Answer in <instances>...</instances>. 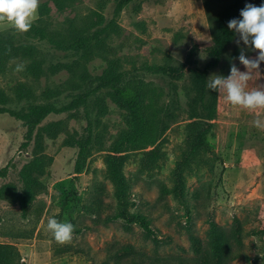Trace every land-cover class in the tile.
<instances>
[{"label":"rangeland","instance_id":"rangeland-1","mask_svg":"<svg viewBox=\"0 0 264 264\" xmlns=\"http://www.w3.org/2000/svg\"><path fill=\"white\" fill-rule=\"evenodd\" d=\"M40 1L47 6L43 20L52 27L68 20L82 21L91 11H100L110 18L114 5V0H75L59 9L53 0ZM235 2L241 10L248 3L264 4V0H144L138 11L129 6L118 18L120 31L108 40V51L94 55L85 65L91 75L102 74L113 58L150 64L171 59L174 64L186 65L175 81L178 105L164 135V156L159 168L144 169L143 153L135 151L128 155L122 169L127 184L126 211L138 210L146 215L159 237L170 241L155 246L143 238L137 225L126 231L122 220L95 222L81 209L95 185L103 183L107 193L102 198L111 204L109 212L118 210L117 188L106 176L105 157L127 132L128 120L127 112L106 98L100 141L79 175L73 171L76 150L64 142L82 129L83 119L50 117L48 120L65 119L64 126L55 136L43 135V172L37 175L40 187L27 216L22 215L17 203L7 198L0 201V242L15 245L24 264H133V257H116L117 249L126 245L143 253V257H136L135 264L190 263L195 254L186 230L188 211L192 233L203 240L209 215L225 228L238 219L244 233L261 228L258 211L264 208V130L254 127L252 121L264 119V112L233 107L216 93L215 126L207 136L209 164L191 166L183 172L181 181L176 178L186 148L187 124L191 121L186 87L192 75L204 70L210 60L209 51L214 47L210 16ZM7 29L0 26V32ZM237 40L239 36L228 46L219 65L208 71L207 79L212 74L227 77L232 63L241 72L247 71L238 59L241 49L248 58H256L258 52L242 42L238 46ZM13 62L20 65L22 60ZM17 69L0 74V89L7 94L12 95L17 86L24 84L41 96L48 87L65 88L74 81L66 70L32 77ZM149 79L166 86L160 79ZM260 85H264V62L259 72H253L249 90ZM61 101L66 98L61 97ZM25 131L20 121L0 114V169L9 166L8 176L0 179V185L16 181L19 169L30 157L21 146ZM161 185L174 191L162 196ZM50 217L69 222L81 232H74L71 242L58 244L47 231ZM231 264H264V237L245 235L241 254Z\"/></svg>","mask_w":264,"mask_h":264},{"label":"trees","instance_id":"trees-1","mask_svg":"<svg viewBox=\"0 0 264 264\" xmlns=\"http://www.w3.org/2000/svg\"><path fill=\"white\" fill-rule=\"evenodd\" d=\"M53 1L57 8L63 9L75 0ZM143 1L114 0L110 18L100 11H91L82 21L68 20L53 27L43 20L47 6L45 1H40L38 19L28 32L19 33L11 28L0 32V74L22 67L19 71L24 76L40 77L61 70L69 71L74 76L72 85L65 88L48 87L41 96L24 84L17 86L12 95L0 89V114H8L22 123L26 131L21 146L30 153L18 171V179L0 185V201L7 198L17 203L24 217L40 187L37 175L43 172L44 166L43 135L55 136L64 126L63 118L48 119L62 115L67 118L82 117V129L64 142L76 150L73 171L79 175L100 141L101 118L107 112L105 99L109 98L127 112L128 120L127 132L105 157L106 176L117 188L118 210L109 212L111 204L104 203L102 198L107 193L103 183L95 185L92 195L81 205V209L95 222L106 224L122 220L126 231H131L135 224L142 230L143 238L155 246L170 241L169 238L159 237L146 215L138 210L126 211L127 184L122 169L128 155L135 151L143 153L144 169L153 171L159 168L164 156V135L175 118L178 105L175 81L182 76L186 65L174 64L170 62L171 59L163 64H150L145 61L125 63L122 59L113 58L100 75L89 74L85 67L94 55L108 51V40L120 31L118 18L122 11L129 6L133 11H138ZM240 12L235 2L210 16L214 34L210 60L204 70L192 75L186 87L191 121L187 124L186 148L176 173L178 181L182 180L187 168L209 164L206 157L209 150L207 136L215 126L217 96L216 92L206 87L207 73L219 65L228 46L237 39L238 35L229 30L228 22L242 19ZM16 60H22L21 64L16 65L13 62ZM126 64H129L128 68ZM149 77L160 79L166 86ZM61 97L66 101H61ZM8 172V165L1 168L0 179L7 178ZM160 191L162 196H166L174 190L161 185ZM258 215L262 220L261 228L247 233H244L238 219L225 228L209 215L206 239L203 240L192 233V217L188 211L185 216L186 230L195 258L190 263L181 264H231L241 254L245 235L264 237V208L258 211ZM74 232L81 230L74 227ZM124 256L133 257L132 263L135 264L136 257H143V253L126 245L116 252L117 258ZM0 264H24L15 245L0 242Z\"/></svg>","mask_w":264,"mask_h":264},{"label":"clouds","instance_id":"clouds-1","mask_svg":"<svg viewBox=\"0 0 264 264\" xmlns=\"http://www.w3.org/2000/svg\"><path fill=\"white\" fill-rule=\"evenodd\" d=\"M39 0H0V26L8 27L19 33L30 30L34 21L38 19ZM242 19H232L228 22L229 30L239 36L237 45H243L258 52L256 58H248L243 49L238 57L247 71L241 72L231 64L230 75L212 74L206 87L222 95L226 103L233 107L248 110L253 113L264 112V85L249 90V81L254 71L259 72L260 64L264 62V4L255 6L251 3L241 10ZM22 70V67L17 69ZM257 129L264 130V119L252 121ZM47 231L58 244L71 242L74 226L69 222H60L54 217L47 221Z\"/></svg>","mask_w":264,"mask_h":264}]
</instances>
